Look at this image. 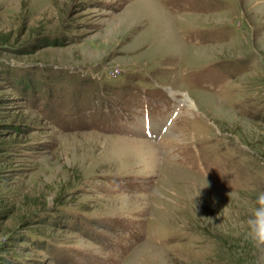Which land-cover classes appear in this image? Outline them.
<instances>
[{
    "label": "rangeland",
    "instance_id": "obj_1",
    "mask_svg": "<svg viewBox=\"0 0 264 264\" xmlns=\"http://www.w3.org/2000/svg\"><path fill=\"white\" fill-rule=\"evenodd\" d=\"M258 191L264 0H0V264H264Z\"/></svg>",
    "mask_w": 264,
    "mask_h": 264
},
{
    "label": "clouds",
    "instance_id": "obj_2",
    "mask_svg": "<svg viewBox=\"0 0 264 264\" xmlns=\"http://www.w3.org/2000/svg\"><path fill=\"white\" fill-rule=\"evenodd\" d=\"M234 198L239 199V194H235ZM254 205L245 226L256 247L264 249V191L255 193Z\"/></svg>",
    "mask_w": 264,
    "mask_h": 264
},
{
    "label": "bare ground",
    "instance_id": "obj_3",
    "mask_svg": "<svg viewBox=\"0 0 264 264\" xmlns=\"http://www.w3.org/2000/svg\"><path fill=\"white\" fill-rule=\"evenodd\" d=\"M187 101V100H186ZM196 102V101H195ZM194 101H193V99L191 98V97H189L188 98V102H186V104H187V106H193V107H195L196 106V103H195ZM178 105V104H177ZM161 126V125H160ZM172 127V126H171ZM119 138V137H118ZM120 139H122V138H120ZM125 139V138H124ZM141 155V154H140ZM169 165V164H168ZM172 166V165H171ZM173 178H178L177 176V174L176 173H173ZM176 180V179H175Z\"/></svg>",
    "mask_w": 264,
    "mask_h": 264
}]
</instances>
